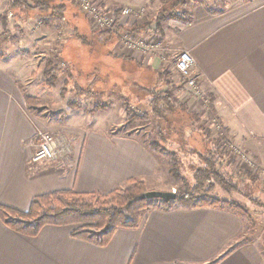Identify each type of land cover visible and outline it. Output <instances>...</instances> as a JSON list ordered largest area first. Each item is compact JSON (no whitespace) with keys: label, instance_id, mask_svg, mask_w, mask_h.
<instances>
[{"label":"crops","instance_id":"obj_1","mask_svg":"<svg viewBox=\"0 0 264 264\" xmlns=\"http://www.w3.org/2000/svg\"><path fill=\"white\" fill-rule=\"evenodd\" d=\"M54 1L67 4V26L62 29L56 22L44 31L80 53L84 43H76L75 38L78 34L85 37L90 30L71 17L81 14L71 1ZM96 1L121 13L125 7L151 10L161 0ZM10 4L11 0H0V33L16 26L18 13ZM189 4L183 20L164 22V44L154 53L136 50L128 55L118 41L97 34L100 31L91 34L109 40L105 45L113 47L114 61L136 63V75H140L138 67L149 69L151 75L165 69L172 72L179 53L189 51L196 61L193 73L203 92L210 95L219 120L231 132L242 133L245 140L264 143V0H189ZM10 11L15 15H9ZM51 13L24 9L20 18L27 22L29 15L38 14L45 17L44 23L47 18L60 19ZM120 18L127 28L133 24L130 20L136 21L121 14ZM11 61L8 65L0 62V205L28 211L32 199L40 195L71 190L107 194L131 179L149 181L156 175L160 167L157 153L138 135L112 131L109 121H101L93 109L81 103L74 106L82 114H72L69 122L65 119L68 111L48 117L40 109L29 110L26 97L42 98L41 92L33 93L29 87L32 81L27 75H34L35 66L29 61L21 65ZM104 92L106 100L109 92L113 94ZM94 94L93 86L87 98ZM39 130L56 132L65 140L61 157L33 161ZM141 220L138 228H119L107 245L98 246L73 236L75 225H46L30 236L0 218V264H264V253L255 243H238L246 228L244 218L223 207L155 206Z\"/></svg>","mask_w":264,"mask_h":264},{"label":"rangeland","instance_id":"obj_2","mask_svg":"<svg viewBox=\"0 0 264 264\" xmlns=\"http://www.w3.org/2000/svg\"><path fill=\"white\" fill-rule=\"evenodd\" d=\"M175 3L176 0H161L160 3L153 5L154 9L140 10V13H144L142 18L137 19L134 15L132 17H135L136 21L130 20L132 17L129 20L141 23L145 30L136 33L131 30L130 23L128 28L124 26V30L118 29L119 33L116 29L113 30L118 33V38H114L115 42L118 41L121 47L120 35L126 34L132 36L134 40L147 38L149 44H154L157 49L160 44H164V22L171 19L183 20L188 16L187 12L191 8L189 0L182 6H174ZM74 6L79 9L76 4ZM100 6L102 12L112 13ZM79 11L81 14L71 17L78 19V22L85 24L90 30V33L83 37L87 38L86 40L80 35L74 37L76 43H84L80 53L72 52L67 43L63 45L62 41L59 42L44 31L45 28H49L48 26L52 27L53 23L54 25L60 23L64 29L67 22L47 18L46 25L45 17L38 14L29 15L31 18L25 22L19 15L14 17L18 19L16 26L4 28L0 33V52L3 53L0 62L8 65L12 60L15 65H21V62L25 61L34 64L35 69L32 70L36 72L34 75H29L30 73L27 75L30 76V82L32 81L29 87L33 89V93L41 92L42 98L31 103L48 117L61 114L58 116L60 117L68 111L65 119L69 122L74 118L72 114H82L74 110V106L79 107L81 103L85 109H93L94 114L101 115L102 117H99L101 121L108 120L112 126L111 130L115 133L127 132L138 135L142 141H147L148 145L159 144L162 149L156 153L160 167L151 180H144V192L149 190L176 192L186 183L196 185L197 174H206V170L219 172L222 183L216 179L209 181L205 187H209L210 191H202L204 201H220L222 205L230 203L245 210L246 228L238 243L240 245L253 242L264 253V143L251 138L245 140L242 133L228 130L210 104V95L204 92L209 99L208 102L205 96L202 98L193 93L185 77L175 68L176 62L172 72L165 69L155 74L152 71L151 75L149 69L138 67L141 71L140 75H136V63L114 61L117 57L114 58L113 47L105 45L110 38L100 39L98 35L91 34L106 29L98 28L89 16L81 9ZM161 12L163 16L166 15L159 21ZM13 14L15 15L11 12L9 15ZM22 23L28 24V27L24 28ZM124 48L128 55L129 52L136 50L146 55L151 53L133 47ZM37 67L40 71L38 74ZM142 71L147 75H142ZM93 86L96 94L87 98ZM154 89L156 92L172 93L175 113L164 115L160 120L152 113L153 110L150 111L152 95L149 93ZM107 90L113 91V94L109 92L106 100L103 95ZM186 107L194 114H187L184 111ZM28 108L31 110L29 104ZM147 113H150V118L143 120L142 117ZM249 135L248 137L252 136ZM129 186H132L131 183L118 189L125 190ZM145 200L146 205L151 208L161 206L165 201L156 198ZM228 207L225 209L230 210ZM147 210H144L143 215Z\"/></svg>","mask_w":264,"mask_h":264},{"label":"trees","instance_id":"obj_3","mask_svg":"<svg viewBox=\"0 0 264 264\" xmlns=\"http://www.w3.org/2000/svg\"><path fill=\"white\" fill-rule=\"evenodd\" d=\"M54 0H11V7L17 10V15H23L24 9H38V11H51V15L67 20L65 15L66 3H53ZM32 2V3H31ZM186 4V0H176L174 6H182ZM162 13V12H161ZM159 14L158 20L164 19L165 15ZM121 13L117 15V28L124 30V25L121 24ZM76 16V14H75ZM19 17V18H20ZM22 19V18H20ZM24 19V18H23ZM22 19V20H23ZM72 25V23H70ZM74 26V25H72ZM131 30L136 33H142L145 26L141 23L134 22L131 25ZM106 29L99 32L101 35H107L110 39L118 38L117 33ZM81 38L84 35L78 34ZM105 38V37H104ZM152 95L151 110L161 120L162 117L168 116L169 113H175L176 107L173 104V95L168 92H156V89L150 93ZM35 97H26L27 103L30 105L31 111L39 110L31 101H35ZM37 100V99H36ZM71 103V101H70ZM72 104V103H71ZM184 111L192 115L194 112L189 111L188 107ZM142 117L150 118V113ZM163 119V118H162ZM123 133V132H122ZM124 134H128L124 132ZM144 142V141H143ZM147 144L151 150L155 152L161 151L162 147L157 143ZM198 183L194 186L186 183L184 187L177 189L175 194L176 200L163 202L162 207L170 209L174 206L179 208L194 209L200 207H223L238 213L239 216L246 218L245 210L227 203L222 205V202H205L202 197L203 190H209L207 186L209 181L216 179L222 183L221 174L216 171L206 170V174H197ZM215 181V180H213ZM128 183L132 186L125 190L115 189L110 193H78L71 191H56L48 194L40 195L32 199L31 207L28 211H20L5 205H0V218L12 229L26 235L36 236L40 230L46 225H75L73 236L104 246L107 245L116 230L119 228H138L141 224L143 212L150 209L146 205L147 200H137V197L144 192V181L139 179H131Z\"/></svg>","mask_w":264,"mask_h":264},{"label":"built area","instance_id":"obj_4","mask_svg":"<svg viewBox=\"0 0 264 264\" xmlns=\"http://www.w3.org/2000/svg\"><path fill=\"white\" fill-rule=\"evenodd\" d=\"M73 4H76L79 9H81L87 16H89L98 28L117 30V15L116 12L110 11L112 13L102 12L100 10V3L96 0H69ZM142 8L140 10H144ZM140 10L133 11L129 7H125L121 11V15L132 17L135 15L139 19L144 13H140ZM146 10V9H145ZM142 18V17H141ZM115 32V31H113ZM116 33V32H115ZM119 33V32H118ZM117 33V34H118ZM122 37V38H121ZM121 45L127 46L128 48L140 49L144 52H152L156 48L154 44H149L150 41L146 39H136L134 40L132 36H126V34L120 35ZM195 58L191 55L189 51H182L179 53L176 59V69L178 72L185 77L187 85L192 90L193 93L200 97H204V92L198 80V76L193 73V66L195 65ZM206 97V96H205ZM207 98V97H206ZM205 99V98H204ZM209 102V99H205ZM37 145L36 152L33 156L34 162H40L45 160H55L62 156L65 151L66 142L54 133L39 130L37 133Z\"/></svg>","mask_w":264,"mask_h":264},{"label":"water","instance_id":"obj_5","mask_svg":"<svg viewBox=\"0 0 264 264\" xmlns=\"http://www.w3.org/2000/svg\"><path fill=\"white\" fill-rule=\"evenodd\" d=\"M177 195L175 191H159V190H149L143 192L137 197V200H145V199H163L165 201H170L176 199Z\"/></svg>","mask_w":264,"mask_h":264}]
</instances>
